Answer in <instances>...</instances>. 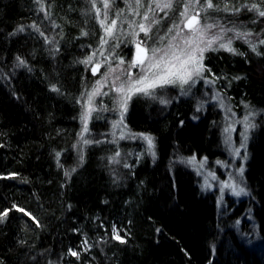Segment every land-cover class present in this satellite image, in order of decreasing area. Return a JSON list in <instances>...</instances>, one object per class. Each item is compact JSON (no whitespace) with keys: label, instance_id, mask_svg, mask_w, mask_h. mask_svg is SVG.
Masks as SVG:
<instances>
[{"label":"trees","instance_id":"1","mask_svg":"<svg viewBox=\"0 0 264 264\" xmlns=\"http://www.w3.org/2000/svg\"><path fill=\"white\" fill-rule=\"evenodd\" d=\"M213 2L260 34L256 51L239 44L206 59L250 119L248 194L225 207L185 163L223 159L220 109L197 114V88L158 112L134 98L127 124L153 151L123 141L130 162L117 170L110 146L88 145L80 159L84 61L101 37L92 0H0V264H264V17L251 8L264 11V0Z\"/></svg>","mask_w":264,"mask_h":264},{"label":"rangeland","instance_id":"2","mask_svg":"<svg viewBox=\"0 0 264 264\" xmlns=\"http://www.w3.org/2000/svg\"><path fill=\"white\" fill-rule=\"evenodd\" d=\"M115 1L108 0L109 7L104 8V0H92V16L98 23L101 37L85 60L91 57L90 62L85 63L91 76L87 79L79 98L81 119L80 132L75 144L76 155L81 159L88 145L102 144L116 148L113 150L114 153L107 157L112 169L128 167L129 156L123 152L122 148H118L123 141L140 140L151 152L154 147L151 136L130 130L126 118L131 101L134 98H140L143 102H150L153 104L152 110L158 112L166 109L174 100L191 96L193 90L197 88L196 113L203 112L208 104H211L212 107L220 109L223 114L221 141L226 153L223 159L216 158L210 161L206 157L193 156L185 160V163L200 177L204 190L216 194L220 205L225 207L227 197L239 199L247 196L248 189L243 180V171L247 159L250 119L248 115L245 117L238 114L230 99L219 89L218 76L207 67L206 59L210 53L227 51L221 48L220 44H228L229 41H231L230 47L235 49L232 53L238 50L239 44L246 45L252 51L254 45L256 51L260 34L243 29V25L235 19L216 14L214 12L216 5L213 0L212 8L206 7V0H199L198 4L195 0H139V2L138 0H122L120 7ZM169 2L172 5L170 8L157 6ZM176 3L179 4L177 8H175ZM185 5L189 7L187 14L182 16ZM145 16L148 19H145ZM192 16H196L199 21L195 27L200 29V32L193 33L185 27L186 21ZM169 17L172 26L167 31H160L162 21ZM113 21H115V27L109 34L105 28L111 26ZM141 24L150 29L147 36L140 30ZM207 25H213V27L206 28ZM237 33L244 35L238 36ZM194 35L195 39L186 44L185 40H189ZM209 40L214 42L210 48H207ZM139 42H143L141 47L145 49H161L162 51L157 53V58L168 53L164 59L171 63H162L159 69L152 70L154 72L162 73L167 70L176 72L182 66L191 71L193 64L182 65V62L187 59V54L193 53L197 47L206 48L203 52V68L199 75L193 73L192 79L187 84L157 83L153 89L149 90L150 94L133 91L130 93L131 98L127 99L129 95L127 89L131 81L144 74L141 67L129 68V64L136 58V44ZM173 52L180 57L179 60L172 56ZM195 54L199 56L198 52ZM120 61L123 63L121 64ZM95 68L97 71L94 74ZM122 86L125 92H118L117 89ZM97 89L96 94L91 95ZM89 108L92 111L85 122L82 116ZM97 115L105 121L100 124L99 130L91 127V122ZM85 123L87 131H84ZM144 137L152 139V146H149ZM236 192L240 194L236 195Z\"/></svg>","mask_w":264,"mask_h":264},{"label":"snow or ice","instance_id":"3","mask_svg":"<svg viewBox=\"0 0 264 264\" xmlns=\"http://www.w3.org/2000/svg\"><path fill=\"white\" fill-rule=\"evenodd\" d=\"M139 2V0H138ZM195 3H199V0H195ZM158 7H162V8H170L172 5L171 3H164L162 6L161 5H157ZM109 4H108V0H104V8H108ZM188 5H185V12L181 13V15H186L187 14V10H188ZM206 7L207 8H212L213 4H212V0H206ZM251 8L257 9L258 14L262 17H264V11H260L256 5H252ZM145 19H148L147 16L144 17ZM199 24V21L196 19V16H192L188 22L187 25L190 30L193 31V33L196 32H200V29L196 28L195 25ZM115 27V21L112 22L111 26L105 28V31L109 34H111L112 29ZM213 27V25H207L206 28H211ZM139 28L141 31H143L145 33V35H148V32L150 29L146 28L145 25L141 24L139 25ZM22 30V29H21ZM201 35H203V33H201ZM238 36H242L244 34L242 33H237ZM195 39V35L193 37H191L189 40H185L186 44H189L192 40ZM216 39V38H214ZM106 42V41H105ZM214 42V40H209L207 42V48H210L212 43ZM143 42H139L136 44V58L129 64V68L131 67H141L142 72L144 73L143 75H140L136 80L131 81V83L129 84V87L127 89V92L129 93V95L126 97L127 99H130V93L134 92H142L146 95L150 94V89H153L157 83H160L161 85L163 84H176L179 83L181 85L183 84H187L189 82V80L192 79L193 73H195L196 75H199L202 68H203V64H202V60H203V52L206 50V48H200L197 47L193 53H188L187 54V59L184 60L182 62V65H187L189 63L193 64L192 70L189 71L187 70V68H184L183 66L181 67L180 70L173 72L171 70H167L164 72H154L152 71L153 69H159L162 63H171L170 61H165L164 57L168 55V53H164L163 56H160L159 58H157V53L161 52V49H156V48H152V49H145L141 47V44ZM230 43L231 41H229L228 44H220L221 48H225L227 51H231L234 52L235 49L230 47ZM261 43H264V41H261ZM253 51H255V46L253 45ZM149 52L151 53V55L149 56ZM199 53V56H197L195 53ZM172 56L179 60L180 57L176 55L175 52L172 53ZM91 57H89V60L84 61L85 63L90 62ZM147 62V63H146ZM21 63H23V61H21ZM120 63L122 64L123 61H120ZM110 71H115V69H110ZM54 91H57V89L53 88ZM97 90H94V92L91 95H95ZM118 92H125L124 87L122 86L121 88L117 89ZM90 100V97H89ZM92 111L91 108H89L85 114L82 116V120H84L86 122L88 115L90 114V112ZM84 131H87V126L85 123V128ZM246 138V137H245ZM144 139L147 140L149 146H152V139L150 137H144ZM85 143H88V141H85ZM242 172V169H241ZM241 191H243L241 189ZM236 195H239L240 192H236ZM22 211V209H21ZM3 215H7V213H3ZM117 239H119V236L117 234ZM72 255H78L76 252H73Z\"/></svg>","mask_w":264,"mask_h":264},{"label":"water","instance_id":"4","mask_svg":"<svg viewBox=\"0 0 264 264\" xmlns=\"http://www.w3.org/2000/svg\"><path fill=\"white\" fill-rule=\"evenodd\" d=\"M196 19H197V18H196ZM187 22H188V21H186V23H185V27H186L187 29H190L188 26H186V25H187ZM96 71H97V68L93 69V73H94V74L96 73Z\"/></svg>","mask_w":264,"mask_h":264},{"label":"bare ground","instance_id":"5","mask_svg":"<svg viewBox=\"0 0 264 264\" xmlns=\"http://www.w3.org/2000/svg\"><path fill=\"white\" fill-rule=\"evenodd\" d=\"M197 175V174H196Z\"/></svg>","mask_w":264,"mask_h":264}]
</instances>
